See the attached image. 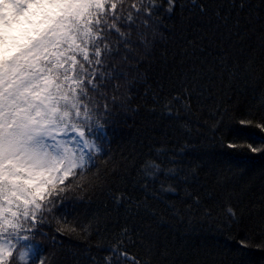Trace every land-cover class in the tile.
Masks as SVG:
<instances>
[{"label": "snow or ice", "instance_id": "6c2138e0", "mask_svg": "<svg viewBox=\"0 0 264 264\" xmlns=\"http://www.w3.org/2000/svg\"><path fill=\"white\" fill-rule=\"evenodd\" d=\"M0 264H264V0H0Z\"/></svg>", "mask_w": 264, "mask_h": 264}, {"label": "trees", "instance_id": "16d2710c", "mask_svg": "<svg viewBox=\"0 0 264 264\" xmlns=\"http://www.w3.org/2000/svg\"><path fill=\"white\" fill-rule=\"evenodd\" d=\"M233 158L238 159V157H235V156Z\"/></svg>", "mask_w": 264, "mask_h": 264}]
</instances>
